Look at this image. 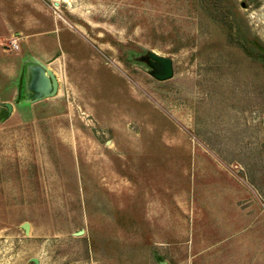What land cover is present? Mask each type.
I'll list each match as a JSON object with an SVG mask.
<instances>
[{
  "label": "rangeland",
  "instance_id": "374dc122",
  "mask_svg": "<svg viewBox=\"0 0 264 264\" xmlns=\"http://www.w3.org/2000/svg\"><path fill=\"white\" fill-rule=\"evenodd\" d=\"M57 22L56 100L0 111V264H264V0H0L5 46Z\"/></svg>",
  "mask_w": 264,
  "mask_h": 264
},
{
  "label": "crops",
  "instance_id": "0c3cea01",
  "mask_svg": "<svg viewBox=\"0 0 264 264\" xmlns=\"http://www.w3.org/2000/svg\"><path fill=\"white\" fill-rule=\"evenodd\" d=\"M66 38L67 32L57 22L52 30L17 36V49L0 41V111L10 102L13 115L29 116L54 103L57 96H50L48 70L56 72L61 66Z\"/></svg>",
  "mask_w": 264,
  "mask_h": 264
},
{
  "label": "water",
  "instance_id": "95a60500",
  "mask_svg": "<svg viewBox=\"0 0 264 264\" xmlns=\"http://www.w3.org/2000/svg\"><path fill=\"white\" fill-rule=\"evenodd\" d=\"M48 73L50 74L53 80V86H54L53 94H55L58 89V80L52 70H48ZM7 105L9 106L10 109L12 108L10 104L7 103ZM24 227L26 228V230H29V223L28 222L24 223Z\"/></svg>",
  "mask_w": 264,
  "mask_h": 264
},
{
  "label": "built area",
  "instance_id": "2783aa9c",
  "mask_svg": "<svg viewBox=\"0 0 264 264\" xmlns=\"http://www.w3.org/2000/svg\"><path fill=\"white\" fill-rule=\"evenodd\" d=\"M10 46H11L12 48L17 49V48H18V42H17V40H12Z\"/></svg>",
  "mask_w": 264,
  "mask_h": 264
}]
</instances>
